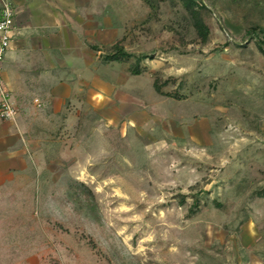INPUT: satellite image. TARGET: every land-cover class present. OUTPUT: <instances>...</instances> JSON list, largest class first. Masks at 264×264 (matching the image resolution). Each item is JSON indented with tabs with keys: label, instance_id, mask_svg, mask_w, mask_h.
<instances>
[{
	"label": "rangeland",
	"instance_id": "374dc122",
	"mask_svg": "<svg viewBox=\"0 0 264 264\" xmlns=\"http://www.w3.org/2000/svg\"><path fill=\"white\" fill-rule=\"evenodd\" d=\"M194 1L204 34L181 0H106L122 34L57 112L50 63L23 59L42 119L15 149L34 167L0 186V264H264V0Z\"/></svg>",
	"mask_w": 264,
	"mask_h": 264
},
{
	"label": "crops",
	"instance_id": "0c3cea01",
	"mask_svg": "<svg viewBox=\"0 0 264 264\" xmlns=\"http://www.w3.org/2000/svg\"><path fill=\"white\" fill-rule=\"evenodd\" d=\"M13 1L18 5V34L4 62V78L17 105H20L17 127H12L7 136L14 138L6 146L10 159L0 163V186L17 182L21 178L20 173L34 167L29 157L19 159L16 155L19 151L15 150L19 144L23 146L21 152L29 154V130L33 122L42 119L37 104L24 107L16 97L30 83L28 74L25 75L20 68L23 59L34 56L45 58L50 63L49 68L40 71V77H43L44 81L41 79V82L47 90L45 105L52 106L57 112L68 100L73 103L78 100L79 91L85 87V81L80 77L92 73L95 58L101 53L99 47L113 45L122 34L118 27L107 24L106 0ZM59 51H62L60 55L69 58L68 66L77 76L74 81H57L53 76L57 69L53 58L58 59ZM39 80L37 77L33 82L38 83Z\"/></svg>",
	"mask_w": 264,
	"mask_h": 264
},
{
	"label": "built area",
	"instance_id": "2783aa9c",
	"mask_svg": "<svg viewBox=\"0 0 264 264\" xmlns=\"http://www.w3.org/2000/svg\"><path fill=\"white\" fill-rule=\"evenodd\" d=\"M17 8L13 0H0V118L16 120L19 108L4 78V62L18 34Z\"/></svg>",
	"mask_w": 264,
	"mask_h": 264
},
{
	"label": "trees",
	"instance_id": "16d2710c",
	"mask_svg": "<svg viewBox=\"0 0 264 264\" xmlns=\"http://www.w3.org/2000/svg\"><path fill=\"white\" fill-rule=\"evenodd\" d=\"M145 1L148 4L151 5V0H145ZM181 1L183 2L184 6L190 12H192V14L194 15V17L196 19V26L199 28L200 32L204 34L206 26L204 25V22L199 18V13H198V11L195 8V4H196L195 1L194 0H181ZM260 33H262V35H264V29H261ZM260 41H261V43L264 44V38H260ZM114 48H115L114 52H112L110 54H107V56H106L107 60H110V61H123L124 59H123L122 56H126V57L130 56V54L125 52L123 50V48L117 47V44L114 45ZM261 48L263 49L262 46H261ZM263 51H264V49H263ZM133 73L134 74H139V73H141V71H140V69L137 68V69L133 70ZM155 88H156V90L158 92H160V93L162 92L161 88L157 84H155Z\"/></svg>",
	"mask_w": 264,
	"mask_h": 264
}]
</instances>
